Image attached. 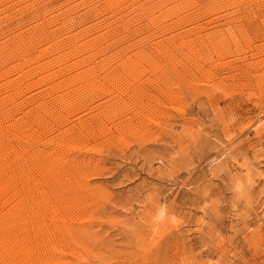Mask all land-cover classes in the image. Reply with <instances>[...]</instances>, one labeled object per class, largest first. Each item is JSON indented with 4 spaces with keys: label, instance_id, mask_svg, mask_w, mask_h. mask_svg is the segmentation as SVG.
<instances>
[{
    "label": "rangeland",
    "instance_id": "obj_1",
    "mask_svg": "<svg viewBox=\"0 0 264 264\" xmlns=\"http://www.w3.org/2000/svg\"><path fill=\"white\" fill-rule=\"evenodd\" d=\"M0 47V264H264V0H0Z\"/></svg>",
    "mask_w": 264,
    "mask_h": 264
},
{
    "label": "bare ground",
    "instance_id": "obj_2",
    "mask_svg": "<svg viewBox=\"0 0 264 264\" xmlns=\"http://www.w3.org/2000/svg\"><path fill=\"white\" fill-rule=\"evenodd\" d=\"M39 26V25H38ZM36 29H37V27H36ZM29 33V32H28ZM32 33V32H31ZM26 34V33H25ZM29 34H27V36H28ZM31 37V36H30ZM29 37V38H30ZM40 37V36H39ZM27 44V43H26ZM0 48H2V47H0ZM10 52V51H9ZM27 52V51H26ZM3 53V52H2ZM31 55V54H30ZM9 56V55H8ZM7 56V57H8ZM24 56V55H23ZM5 58V57H4ZM25 58V57H24ZM26 59V58H25ZM8 62V61H7ZM7 65H9V64H7ZM32 65V64H31ZM2 66V65H1ZM25 69V68H24ZM7 70V69H6ZM5 70V71H6ZM4 71V70H3ZM8 71V70H7ZM8 72H10V70L8 71ZM1 73V72H0ZM2 74V73H1ZM7 75H8V73H6ZM1 76V75H0ZM2 76H3V74H2ZM34 89V88H33ZM1 138V137H0ZM2 139H3V136H2ZM2 139H0V140H2ZM2 143V142H1ZM0 146H1V144H0ZM4 146V145H3ZM1 149H2V146H1ZM5 150V149H4ZM3 150V151H4ZM4 153V152H3ZM1 156H2V154H1ZM2 166V165H1ZM3 168V167H2ZM2 169H0V171H1ZM1 172H3V171H1ZM5 172V171H4ZM1 174V173H0ZM3 174V173H2ZM1 176V175H0ZM0 179H1V177H0ZM2 180V179H1ZM4 180V179H3ZM7 180V179H6ZM6 180H4V181H6ZM7 182V181H6ZM9 183V182H8ZM54 186V185H53ZM2 187H8L7 186V183H5V182H0V190L1 189H3ZM5 189V188H4ZM1 193V192H0ZM3 193V192H2ZM55 193V192H54ZM1 199V198H0ZM4 250V249H3ZM16 252V251H15ZM8 253V252H7ZM12 253V252H11ZM17 253V252H16ZM9 254V253H8ZM18 254V253H17ZM18 256V255H17Z\"/></svg>",
    "mask_w": 264,
    "mask_h": 264
}]
</instances>
